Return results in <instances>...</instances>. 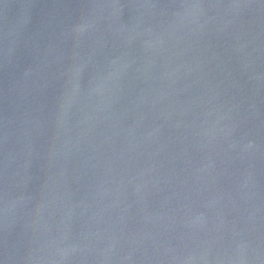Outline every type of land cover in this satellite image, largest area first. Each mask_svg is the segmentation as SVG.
Wrapping results in <instances>:
<instances>
[{
  "label": "water",
  "instance_id": "obj_1",
  "mask_svg": "<svg viewBox=\"0 0 264 264\" xmlns=\"http://www.w3.org/2000/svg\"><path fill=\"white\" fill-rule=\"evenodd\" d=\"M0 264H264V0H0Z\"/></svg>",
  "mask_w": 264,
  "mask_h": 264
}]
</instances>
